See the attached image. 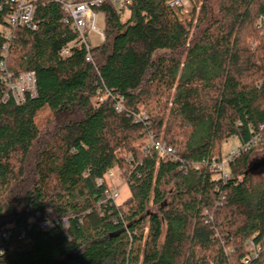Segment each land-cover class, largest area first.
Listing matches in <instances>:
<instances>
[{
	"label": "trees",
	"instance_id": "16d2710c",
	"mask_svg": "<svg viewBox=\"0 0 264 264\" xmlns=\"http://www.w3.org/2000/svg\"><path fill=\"white\" fill-rule=\"evenodd\" d=\"M170 1L98 8L97 69L84 48L60 54L78 34L58 3L39 0V28L15 31L9 67L34 71L38 95L17 105L0 94V264H245L247 241H264V174L248 171L255 147L225 182L204 165L264 124V0H188L189 20ZM5 42L0 31V57ZM100 77L129 112L99 102ZM141 109L148 125L132 119ZM146 130L179 146L188 169L146 155ZM116 170L131 190L118 205L105 200ZM48 207L69 225L32 221ZM248 264H264V248Z\"/></svg>",
	"mask_w": 264,
	"mask_h": 264
},
{
	"label": "built area",
	"instance_id": "2783aa9c",
	"mask_svg": "<svg viewBox=\"0 0 264 264\" xmlns=\"http://www.w3.org/2000/svg\"><path fill=\"white\" fill-rule=\"evenodd\" d=\"M39 0H0V10L6 12L7 25L0 31L3 33L6 42L2 46V54L0 57V94L1 102H14L17 105H22L29 98H34L38 95V78L34 71L23 70L13 71L8 64V56L11 40L15 37V31L18 28H27L30 30H37L39 28V21L36 16L37 3ZM50 2L58 3L66 16L63 22L71 25L72 29L78 34L77 38L64 46L60 52L62 56H69L73 53L75 48H84L86 50L87 61L91 62L95 68L96 64L92 57V50L106 41L105 34V17L98 8L103 6L106 2H111L114 6H120L124 3H130V0H49ZM188 0H172L170 6L175 10L183 9ZM260 26V25H259ZM264 33V31H263ZM256 46V43H253ZM99 73V71H98ZM100 74V73H99ZM97 84V98L99 102L111 100L114 108L118 113L129 112L125 105V97L122 94L115 93L105 83L102 77ZM134 122L148 125L150 122V115L147 110L141 109L137 112L131 113ZM252 128V126H251ZM253 129V128H252ZM264 124L259 126L258 132L252 139L245 143H240L237 136H233L237 143H235L227 153L222 154L219 158H215L212 162H204V165L210 166L216 172V178L221 182H225L230 177V165L243 153L249 151L258 144L262 138V131ZM126 142L123 141L122 144ZM142 151L146 155L158 154L165 160L180 162L181 168L185 170L188 166L180 154V147L169 145L160 140L152 130H146L144 133ZM203 163H193L192 167L200 169ZM114 171H110L106 178L109 181V188L106 190L105 200L118 205L117 198L119 196V187L113 184ZM100 184L103 179H100ZM127 182V181H126ZM42 215L37 213L32 221L38 220L40 228L49 230L57 225L68 226L67 218L60 219L54 213L46 210L44 219ZM9 235L8 230L0 231V254L5 251L3 240ZM257 235V234H256ZM254 236V238L256 237ZM264 248V241L256 242L253 238L247 241V249L249 254L244 259V263L248 264L251 260L258 258ZM228 251H231L228 249Z\"/></svg>",
	"mask_w": 264,
	"mask_h": 264
},
{
	"label": "rangeland",
	"instance_id": "374dc122",
	"mask_svg": "<svg viewBox=\"0 0 264 264\" xmlns=\"http://www.w3.org/2000/svg\"><path fill=\"white\" fill-rule=\"evenodd\" d=\"M190 4L189 2H187V4L185 5V7L183 9H178V11H176L178 17L182 20H189L191 17V13H190ZM128 15V11H126V18ZM0 29H2V27L0 26ZM124 141V140H123ZM237 143V140H235L233 137H230L229 139H227L224 143H223V148H222V154H225L229 151V149L235 144ZM126 144V143H125ZM128 155V153H126ZM264 155V141L261 142L260 140L258 141V144L255 146V150L253 153V158H257V157H261ZM115 175H114V179H113V184L119 187L120 193L119 196L117 198V202L118 204H122L125 200H127L130 195H131V190L129 185L126 182V179L123 178V176L121 174H119V171H114ZM260 174H264V173H260Z\"/></svg>",
	"mask_w": 264,
	"mask_h": 264
},
{
	"label": "water",
	"instance_id": "95a60500",
	"mask_svg": "<svg viewBox=\"0 0 264 264\" xmlns=\"http://www.w3.org/2000/svg\"><path fill=\"white\" fill-rule=\"evenodd\" d=\"M262 164L264 165V161L259 163V162L252 160L248 166V171L251 172L252 174H260L263 171L257 168L259 165H262Z\"/></svg>",
	"mask_w": 264,
	"mask_h": 264
},
{
	"label": "flooded vegetation",
	"instance_id": "af4514ba",
	"mask_svg": "<svg viewBox=\"0 0 264 264\" xmlns=\"http://www.w3.org/2000/svg\"><path fill=\"white\" fill-rule=\"evenodd\" d=\"M253 160L256 162H259V163L263 162L264 161V155L261 157L254 158ZM257 169H260L261 171H263L262 173H264V165L263 164L259 165Z\"/></svg>",
	"mask_w": 264,
	"mask_h": 264
},
{
	"label": "crops",
	"instance_id": "0c3cea01",
	"mask_svg": "<svg viewBox=\"0 0 264 264\" xmlns=\"http://www.w3.org/2000/svg\"><path fill=\"white\" fill-rule=\"evenodd\" d=\"M46 210L50 213H54L51 207H48Z\"/></svg>",
	"mask_w": 264,
	"mask_h": 264
}]
</instances>
